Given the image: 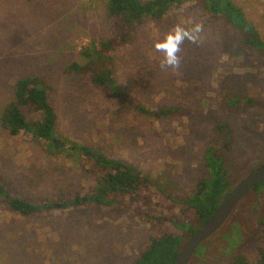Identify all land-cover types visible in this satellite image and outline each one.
<instances>
[{"label":"rangeland","instance_id":"obj_1","mask_svg":"<svg viewBox=\"0 0 264 264\" xmlns=\"http://www.w3.org/2000/svg\"><path fill=\"white\" fill-rule=\"evenodd\" d=\"M232 1L264 39V0ZM195 23L203 26L199 41L181 45L179 69H161L154 41L176 24L191 29ZM110 35L105 0H0V112L18 78L43 74L57 88L58 134L147 173L181 199L195 191L216 123L226 125L220 136L229 134L234 184L264 155V108L242 101L230 108L224 100L234 91L264 103V59L240 41L237 28L208 13L203 0H187L158 21H143L133 41L113 51L120 89L153 110L181 109L172 115L145 116L87 76L62 73L91 37ZM0 175L11 196L50 206L22 215L0 196V264H132L157 224L119 206L61 207L86 190L87 166L76 155L49 152L45 142L24 132L10 135L0 127ZM262 205L263 193L245 195L197 248L194 264H229L235 252L255 249ZM165 230L182 234L170 222Z\"/></svg>","mask_w":264,"mask_h":264},{"label":"trees","instance_id":"obj_2","mask_svg":"<svg viewBox=\"0 0 264 264\" xmlns=\"http://www.w3.org/2000/svg\"><path fill=\"white\" fill-rule=\"evenodd\" d=\"M185 1L187 0H105L106 22L112 29V35L91 37L89 43L79 51L80 59L65 65L62 73L87 76L93 86L102 88L107 95L122 98L127 105L148 117L172 115L181 111L179 107L153 110L136 104L118 85L113 51L118 46L133 41L136 25L145 20L158 21L167 15L173 6ZM203 2L208 13L224 18L227 23L237 28L241 33L240 41L257 50L264 59V39L240 6L232 0ZM56 91V86L43 74L36 73L18 78L13 83L12 99L1 109L0 127L10 135L24 132L45 142L51 153L66 152L72 156L76 155L79 161H84L89 172L87 188L64 199L61 207L83 204L119 206L133 209L140 219L156 220L157 224L149 234L148 245L132 264H173L183 241L203 226L222 197L234 185L230 180L233 175L229 165L235 164L232 162L229 134L226 131L220 136L226 125L215 124L217 134L205 147V162L201 168L202 173L197 177L195 191L181 199L155 185L147 173L107 157L99 150L83 144L76 145L68 137L58 134L57 114L53 105ZM245 97L230 91L225 93L224 100L230 108L241 101L243 104L260 105L264 108L263 102ZM262 166L264 155L255 159L248 170L242 172L247 171L246 174ZM261 193L264 194V182L254 186L245 195L258 196ZM0 196L11 211L22 215H32L50 207L49 204L39 205L29 199L11 196L4 188L1 175ZM261 207L263 211L258 218L259 244L253 250L235 252L230 256L229 264H264V205ZM166 222L179 228L182 234L174 235L165 230ZM191 263H195L193 258L189 264Z\"/></svg>","mask_w":264,"mask_h":264},{"label":"water","instance_id":"obj_3","mask_svg":"<svg viewBox=\"0 0 264 264\" xmlns=\"http://www.w3.org/2000/svg\"><path fill=\"white\" fill-rule=\"evenodd\" d=\"M261 182H264V166L242 176L222 197L203 226L183 241L173 264H189L199 245L225 223L245 194Z\"/></svg>","mask_w":264,"mask_h":264},{"label":"clouds","instance_id":"obj_4","mask_svg":"<svg viewBox=\"0 0 264 264\" xmlns=\"http://www.w3.org/2000/svg\"><path fill=\"white\" fill-rule=\"evenodd\" d=\"M202 24L195 23L191 29L174 25L162 39H157L153 43V48L157 53L162 54L160 61L161 69L171 68L177 70L181 64V57L178 55L181 51V45L185 40L196 43L199 41V33L202 31Z\"/></svg>","mask_w":264,"mask_h":264}]
</instances>
